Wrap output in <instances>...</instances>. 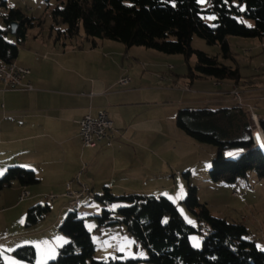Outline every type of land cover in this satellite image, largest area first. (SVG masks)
<instances>
[{
    "label": "trees",
    "instance_id": "1",
    "mask_svg": "<svg viewBox=\"0 0 264 264\" xmlns=\"http://www.w3.org/2000/svg\"><path fill=\"white\" fill-rule=\"evenodd\" d=\"M208 2L214 7V27L204 22L203 16L209 11L197 0H61L50 12L54 23L51 30L56 31L54 42L63 49L83 33L92 48L97 46V41L108 39L127 47L140 46L163 54H180L186 62L194 55V65L186 64L183 75L189 82L212 78L239 84L238 68L193 49L191 39L197 35L208 44L217 45L223 59H233L229 36L264 38V0ZM241 15L251 19L254 25L248 27L239 22L237 16ZM0 18L4 24V28L0 27V59L11 64L16 60L28 31L41 26L43 21L27 16L20 8L8 7L6 0H0ZM13 22L18 24L14 34L16 44L5 39L11 34ZM59 22L64 24V29L55 28ZM175 119L177 127L189 137L217 148L209 172L211 181L232 184L253 172L264 178V146L255 142L252 134L254 122L245 106L181 108ZM259 125L264 133V120H259ZM229 148L237 150L234 152L239 155L233 158V155L224 154ZM185 177L187 194L183 203L193 211L198 225L208 226L201 250L194 249L189 241V235L199 233L200 228L189 226L167 197L137 193L115 196L110 188H105L94 196L103 205L101 214L94 217L97 228L123 225L128 234L141 242L147 259H94L95 245L91 233L84 219L78 217L77 210L69 209L71 212L59 226L69 241L58 250L57 258L47 264H264V250L258 247L256 240L246 238L248 228L242 223L213 216L206 204L199 203L197 190L189 182V173ZM13 181L23 187L39 183L32 170L11 167L0 177V190L10 187ZM118 202L127 205L113 211L108 208ZM50 210L49 204L30 208L26 225H35ZM11 255L27 263L36 260L33 246L16 248ZM0 264H5L1 253Z\"/></svg>",
    "mask_w": 264,
    "mask_h": 264
},
{
    "label": "crops",
    "instance_id": "2",
    "mask_svg": "<svg viewBox=\"0 0 264 264\" xmlns=\"http://www.w3.org/2000/svg\"><path fill=\"white\" fill-rule=\"evenodd\" d=\"M261 42L264 49V38ZM25 43L19 47L13 63L30 70L27 81L33 89L11 88L0 81V177L8 168L21 167L32 170L39 183L23 187L13 181L10 187L0 190V245L46 234L59 227L69 209V199L64 196L66 185L80 172L82 183L94 196L105 188H110L115 196L135 192L165 196L177 204L179 213H186L181 206L187 186L171 184L165 188L158 183L159 178L176 179L180 174L185 179L192 166L189 163L180 168L158 157L162 144L155 139L164 132L144 127L149 121L148 105L173 104L177 107L175 111L195 104L237 105L232 95L237 87L251 115L264 120L262 82L257 84L250 80L241 86L231 81L199 78L191 85L181 84L182 74L156 71L152 66L147 70L146 64L140 63V59L169 61L171 57L108 39L97 41V46L92 48L84 35L64 49L56 43L43 41ZM158 66L163 68L164 64ZM165 68L170 71L167 66ZM124 75H129L131 82L122 87L118 80ZM158 80L168 81L172 89L159 87ZM194 84L197 87L193 88ZM177 85L189 90L178 91L174 89ZM148 93L159 95V100L148 102ZM101 109L107 111L116 130L113 145L100 144L94 149H83L78 122L85 115L96 117ZM179 132L176 131L178 138L187 140ZM23 190L29 191L30 196L19 203ZM51 196L55 199L49 204L56 213L54 218L27 226V211ZM85 199L95 200L86 195L81 201ZM102 208L103 205L91 202L86 207L94 213ZM85 213L99 215L87 210ZM258 225L253 227L261 229L264 238V226ZM59 232L55 237L59 243H66L67 237Z\"/></svg>",
    "mask_w": 264,
    "mask_h": 264
},
{
    "label": "rangeland",
    "instance_id": "3",
    "mask_svg": "<svg viewBox=\"0 0 264 264\" xmlns=\"http://www.w3.org/2000/svg\"><path fill=\"white\" fill-rule=\"evenodd\" d=\"M60 1L61 0H6L8 7L20 8L27 16L39 18L43 21L41 26H37L28 31L27 38L25 39L26 43L24 41L23 44L32 43L34 41H43L46 44L56 43L54 42L56 31L51 30V26L54 25V23L50 18V12ZM197 1L202 4L204 9L209 11L203 16L204 22L207 25L214 27V20L216 18L213 13L214 7L209 4L208 0H205V2H200V0ZM3 10L4 9H2V11ZM237 20L248 27H252L254 25V22L251 19H247L242 15L237 16ZM0 27L4 28L1 18ZM55 28L64 29L65 26L59 22ZM81 35H83V33H81ZM5 39L12 44L17 43L16 37L11 34H7ZM228 43L230 45L231 52L233 53V59H223L217 45L208 44L204 39L198 37L197 35H193L191 39V47L193 49L202 51L210 56H216L223 64L238 68L241 75V86L247 85L245 82H249L250 80L257 84H261V82L264 83V49L261 44V39L229 36ZM59 47L63 49L62 46ZM140 48L145 49L143 47ZM148 51L164 57H171V60L162 61L158 59H140L141 64H146L145 68H147V70L155 67L156 71H165L166 73L171 72L181 76V74L184 75L186 73V64L194 65L195 63L194 55L189 56L186 62L184 56L180 54H163L151 49H148ZM159 63L164 64V67L161 68L158 66ZM165 66H172L173 68L170 69V71H167ZM168 75L173 77L172 74ZM158 82L159 87L172 89L168 81L164 82L163 80H158ZM180 82L181 84L186 83L191 85V82H189L186 77L180 78ZM192 87L195 88L197 86L194 84ZM174 89L181 91L184 88L182 85H177ZM146 95V100L148 102H157L160 98V96L156 94L148 93ZM228 104H207L203 106L195 104L185 105L181 108L208 107L215 109L218 107L228 106ZM244 105L246 106L245 103ZM176 108L177 107L173 104L168 103L158 105L151 104L146 108V116L149 118V121L145 123L144 127L147 129H161L164 132L163 136H156L155 139L156 143L160 142L162 144V150L157 153L158 157L174 164L177 167L179 166L180 168H185L187 164L190 163L192 168L190 169L189 182L191 186H194L197 190L199 203L206 204L213 216L225 218L231 222L244 224L249 230V234L246 238L256 240L258 247L261 250H264V238L261 235V229L256 230L253 227L259 226L258 223L264 226V178H259L257 174L253 172L252 174H249L247 178L239 179L236 183L232 184L211 181L209 179V172L211 170L212 160L217 156V148L211 144L192 140L184 131L179 130L175 119L177 113V111H175ZM245 109L247 108L245 107ZM176 131H180L179 133H181V135H183L187 140L180 137L178 138ZM234 151L237 150L229 148L224 151V154H234L236 153ZM238 155V153L234 154L233 158ZM159 180L160 182L158 184H163L165 188L171 184H182V186H187L186 179L183 178L182 174H180L176 179L159 178ZM234 191L238 193V196H233L232 193ZM135 193L147 194L141 192ZM53 199L54 197L52 196L46 197L43 199L44 201L42 204L47 203L51 205L55 200ZM80 202L81 203L79 204L76 213L79 218L85 219V226L91 233V237L95 245V252L93 255L94 259H133L142 261L147 259V252L141 242L136 240L134 236L128 234L123 225L113 224L97 228V220L94 218L95 216L88 215L85 211L87 210L93 214L100 215L101 211H99V213H94L95 211L86 209L90 202L96 205H102L100 202L97 200L87 199ZM126 205V203L118 202L109 205L108 208L113 211V208H120L121 206ZM181 207H183L186 212L184 213L181 211V213H179L184 221L189 226L200 228L199 233L189 235V241L194 249L201 250L204 236L208 233V226L205 224L198 225L193 211L188 209L184 203ZM70 212L71 211L69 209L66 210L64 219ZM55 214L56 213L54 211L50 210V212L46 214L41 221H51ZM167 220L168 219H165V221ZM15 230L16 229L13 231ZM57 233H60L59 227L49 230L46 234H35L25 239L14 240L9 245L8 243L1 244L0 253L5 264H47L48 262L55 260L58 256V250L69 241L67 238L68 241L66 243H63L64 241L59 243V240L55 237V234ZM60 235L64 237L62 233ZM22 246H33L35 248L36 260L34 263L17 260L11 255L13 250ZM118 253H122V255H118ZM139 264H143V262Z\"/></svg>",
    "mask_w": 264,
    "mask_h": 264
},
{
    "label": "built area",
    "instance_id": "4",
    "mask_svg": "<svg viewBox=\"0 0 264 264\" xmlns=\"http://www.w3.org/2000/svg\"><path fill=\"white\" fill-rule=\"evenodd\" d=\"M29 74L30 70L28 68L18 66L15 63L7 64L0 59V81L5 85L11 88L31 90L33 87L27 81ZM130 82L131 78L126 77V75L120 77L118 80V84L122 87L127 86ZM232 95L238 106H245L241 94H237V88L232 92ZM251 116L254 122L252 134L255 142L258 143L263 138L260 133V131L263 130L259 129V120L256 115L252 114ZM78 123L80 126V137L83 149H94L100 144L106 147H111L113 145L116 130L107 111L103 109L99 110L96 117L85 115ZM81 175L82 172H80L74 180L67 183L66 192L64 193V196L69 199L68 208L73 211L78 209L79 203L84 196L94 197L88 187L82 183ZM74 185H77L78 189L74 188ZM232 194L233 196H238L236 191ZM28 197L29 196H26L25 192H21L19 202L24 201Z\"/></svg>",
    "mask_w": 264,
    "mask_h": 264
},
{
    "label": "bare ground",
    "instance_id": "5",
    "mask_svg": "<svg viewBox=\"0 0 264 264\" xmlns=\"http://www.w3.org/2000/svg\"><path fill=\"white\" fill-rule=\"evenodd\" d=\"M167 68H168V70H170V69H172L173 67H172V66H168ZM126 77L131 78L129 75H126ZM175 87H177V86H175ZM183 88H184L185 90H188V89H189L188 87H183ZM236 88H237V87H235V88L233 89L232 92H234ZM237 94H241V92L239 91L238 88H237ZM259 129H261V128L259 127ZM260 133H261V135H262L263 138L260 140V142H258V143H256V144H257V145H263V146H264V133H263V131H260ZM22 192H25V193H26V196H30V192H29V191H27V190H23Z\"/></svg>",
    "mask_w": 264,
    "mask_h": 264
},
{
    "label": "water",
    "instance_id": "6",
    "mask_svg": "<svg viewBox=\"0 0 264 264\" xmlns=\"http://www.w3.org/2000/svg\"><path fill=\"white\" fill-rule=\"evenodd\" d=\"M17 26H18L17 22H13L11 24V35H14L16 33Z\"/></svg>",
    "mask_w": 264,
    "mask_h": 264
},
{
    "label": "snow or ice",
    "instance_id": "7",
    "mask_svg": "<svg viewBox=\"0 0 264 264\" xmlns=\"http://www.w3.org/2000/svg\"><path fill=\"white\" fill-rule=\"evenodd\" d=\"M200 2H205V0H200ZM173 6H175V5L173 4ZM230 155H234V154H231V153H230Z\"/></svg>",
    "mask_w": 264,
    "mask_h": 264
}]
</instances>
